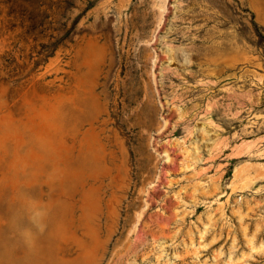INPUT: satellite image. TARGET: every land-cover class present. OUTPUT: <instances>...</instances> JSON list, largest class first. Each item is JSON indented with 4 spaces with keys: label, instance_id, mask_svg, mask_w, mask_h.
<instances>
[{
    "label": "rangeland",
    "instance_id": "374dc122",
    "mask_svg": "<svg viewBox=\"0 0 264 264\" xmlns=\"http://www.w3.org/2000/svg\"><path fill=\"white\" fill-rule=\"evenodd\" d=\"M0 264H264V0H0Z\"/></svg>",
    "mask_w": 264,
    "mask_h": 264
}]
</instances>
